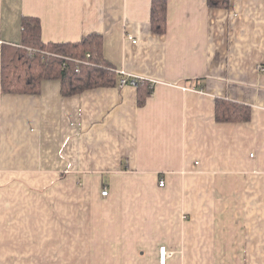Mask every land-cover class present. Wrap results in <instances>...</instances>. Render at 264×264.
Listing matches in <instances>:
<instances>
[{
	"label": "crops",
	"instance_id": "0c3cea01",
	"mask_svg": "<svg viewBox=\"0 0 264 264\" xmlns=\"http://www.w3.org/2000/svg\"><path fill=\"white\" fill-rule=\"evenodd\" d=\"M167 2L158 35L152 0H0L4 45L26 17L46 44L99 34L153 87L143 106L131 86L4 93L0 56V264H160L162 247L167 264H264V0ZM217 100L251 119L217 122Z\"/></svg>",
	"mask_w": 264,
	"mask_h": 264
},
{
	"label": "trees",
	"instance_id": "16d2710c",
	"mask_svg": "<svg viewBox=\"0 0 264 264\" xmlns=\"http://www.w3.org/2000/svg\"><path fill=\"white\" fill-rule=\"evenodd\" d=\"M210 9L227 10L231 0H207ZM167 0H152L151 29L158 35L167 32ZM103 38L91 34L78 43L46 44L42 40L41 23L36 18L22 20L20 46H0L2 92L39 94L44 80H59L64 97L76 96L87 90L113 88L121 76L103 57ZM84 63L76 72L74 61ZM138 105L143 106L153 93L151 84L140 81ZM215 117L220 123L248 122L251 109L244 105L217 100Z\"/></svg>",
	"mask_w": 264,
	"mask_h": 264
},
{
	"label": "built area",
	"instance_id": "2783aa9c",
	"mask_svg": "<svg viewBox=\"0 0 264 264\" xmlns=\"http://www.w3.org/2000/svg\"><path fill=\"white\" fill-rule=\"evenodd\" d=\"M130 40H133V43H137V41L135 39H133L131 36L128 37ZM4 45V42L0 40V46ZM74 61L75 65H76V72L79 71V65L81 63V61L78 60H72ZM118 75L121 76V80L120 83L117 87L119 88H124L127 86H131L135 89H137L139 87L140 81H144V79L139 78V77H135L132 75H127L125 74L123 71H117L116 72ZM185 90H188L187 88ZM165 182L161 181L160 182V186L164 187ZM108 195V190L105 188L103 191V196H107ZM173 255V253L167 251L166 247H162L160 249V264H167L168 260L171 258V256Z\"/></svg>",
	"mask_w": 264,
	"mask_h": 264
}]
</instances>
